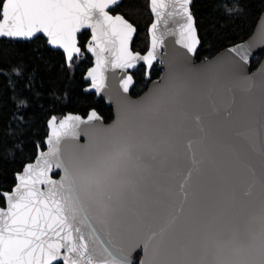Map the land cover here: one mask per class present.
I'll return each instance as SVG.
<instances>
[{"label":"snow or ice","instance_id":"1","mask_svg":"<svg viewBox=\"0 0 264 264\" xmlns=\"http://www.w3.org/2000/svg\"><path fill=\"white\" fill-rule=\"evenodd\" d=\"M119 3L0 0V38L16 45L15 58L0 59V100L11 108L5 154L27 147L42 116L50 130L40 142L47 151L0 191V264H133L129 253L141 247L140 264H264V67L246 74L251 45L229 49L239 59L227 63L192 67L174 57L164 82L138 101L127 95L133 75H124L122 93H114L121 116L110 126L93 105L84 116L52 114L103 93L108 67L142 61L147 71H139L150 78L164 44L161 21L172 20L176 43L196 53L192 0H150L146 55L132 50L134 24L110 14ZM215 8L227 19L244 10L240 0ZM88 29L90 39L81 41ZM36 53L51 68L47 75L34 64ZM53 73L67 90L48 84ZM81 131L86 145L76 143ZM189 154L192 167L177 171ZM54 168L63 171L59 180Z\"/></svg>","mask_w":264,"mask_h":264},{"label":"trees","instance_id":"2","mask_svg":"<svg viewBox=\"0 0 264 264\" xmlns=\"http://www.w3.org/2000/svg\"><path fill=\"white\" fill-rule=\"evenodd\" d=\"M218 2H222V0H193L192 2L191 10L195 17L200 38L195 53L196 60L209 57L228 45L246 39L252 33L260 13L264 10V0H240V4L244 10L238 16L227 19L222 18V14L217 12L215 4ZM112 12L122 13L135 25L137 31L132 42V48L133 50L144 52L148 47L147 28L152 19L148 7V0H122L118 6L112 9ZM88 37L89 33L84 31L78 38L86 42ZM15 48V44L8 43L1 38L0 59L15 58ZM263 54L264 50L253 56L251 59V68H255L258 65ZM89 58L91 60L90 56ZM32 59L36 67L42 73L47 75L51 72V68L45 66V61L39 58L38 53L34 54ZM90 64L91 63H89L88 66ZM83 67L82 65L81 68L83 69ZM141 68L145 70L143 66H140L132 72L135 81L131 89V94L133 96H137L144 91L149 82L159 77L162 72L160 63L156 62L151 69L150 78L147 79L141 75L139 71ZM47 82L54 89H68L69 82L57 73H53L48 78ZM74 87H77V90H79L78 83L74 85ZM2 94L3 88L0 86V95ZM89 105L96 106V110L103 117L104 121H109L112 118L111 107L106 105L102 98H95L94 93H91L86 99L81 97L79 100H74L67 105H57V110L52 112V114L58 117L67 112L85 115V112L90 110ZM47 107H51V105ZM10 112V106H6L4 100H0V155L4 156V159L0 160V191L9 190V188L15 184V173L22 169L23 164L31 161L35 157L39 147H44V143L40 142L44 141L47 135L46 120L45 117L42 116L40 122L33 125V134L24 140L27 147L15 156L12 154H5V147H11L9 141L12 140V137L6 135V133L11 131V129L8 128ZM33 142L39 143V147H36ZM138 257L139 255L136 256L133 264H137Z\"/></svg>","mask_w":264,"mask_h":264},{"label":"water","instance_id":"3","mask_svg":"<svg viewBox=\"0 0 264 264\" xmlns=\"http://www.w3.org/2000/svg\"><path fill=\"white\" fill-rule=\"evenodd\" d=\"M121 1L122 0H120V3H121ZM192 2H193V0H192ZM148 7H149V11H150L151 16H152L151 22L149 23L148 28H147L148 47L144 52H140L141 55H146L147 51L151 47V33H150L149 29L151 27V24L155 21V16L151 12V8H150V0H148ZM110 14H112V15H116V14L123 15L120 12H112V11L110 12ZM125 19H127V18L125 17ZM194 20H195V17H194ZM195 27L197 30L196 21H195ZM175 28H176V25L174 24V22L172 20H169L167 27H165L164 22L161 21L160 31L164 33V44L160 48H158L157 59L153 62V64L156 62H159L161 65V68H162V72H161L159 77L151 80L149 82L147 88L137 96H133L131 94V89L134 86V84H133V86H131L129 89V93H127L128 97L131 100L138 101L141 98H143L149 92V90L153 88L154 82L163 83L164 81L162 78L165 77V75L169 71V62L174 57H177V56H179L181 58L187 57L186 62L189 66H192V67H199L201 65H206L209 63H227L229 58L237 59V60L239 59L238 57H236L235 53H231L229 51V49L235 47L236 45L244 44V45H251V55H250L249 62L246 65V69H247L246 74L251 76L252 74L255 73V74H257V76H259L260 70L262 69V67H264V54H263L258 65L255 68H251V59L253 58V56L255 54H257L258 52L264 50V43H261V41H264V10L260 13V15H259V17L255 23V26L253 28L252 33L246 39L239 41V42H236L234 44L228 45V46L220 49L219 51H217L215 54H213L209 57L203 58L201 60H196L195 54L194 55L188 54L186 52V49H184L180 44L176 43V41L178 39H180V37L178 34V30L172 31ZM84 31L85 30H82L81 33H83ZM86 31L89 33V37L87 39V40H89L91 37V30L88 29ZM79 35L80 34H78V37H79ZM197 36H198V39L200 42L198 30H197ZM134 37H135V34L133 35V39H134ZM133 39H132V42H133ZM131 47H132V43H131ZM132 50H133V48H132ZM133 51H136V50H133ZM136 52H139V51H136ZM88 55L91 57V54H88ZM91 60L94 62V57H91ZM161 60H163L164 63H161ZM89 66H92V64H90ZM140 66H143L145 68V71H147V66L142 61L139 62L137 64L136 68H134V69L120 70V69H112L111 67H108L105 71V75L107 77L106 83H107L108 87L106 88V90L103 93H100V94H96L94 91L92 92L95 94V98H102L104 100V102L106 103V105L110 106L112 109V118L109 121H104V119H103V125L105 127L110 126V125L114 124L115 122H117L118 118H120V116H121L120 110H119L118 105H117V100H116V97L114 94L117 91L122 93V89L120 88V79L126 74H132V72L135 71ZM146 78L148 79L149 77H146ZM133 79H134V77H133ZM67 113L79 114V113H75V112H67ZM67 113H65V114H67ZM79 115L84 116L82 114H79ZM62 116H60V117H62ZM49 134H50V130L47 128V135H46L44 141H46V138ZM88 142H89L88 137H86L83 134V131H81L80 137H79L78 141H76V143H79L80 145H86ZM39 151H47V144L44 143L43 148L39 147L37 152H36L35 157L31 161L26 162V163L35 162L36 156L38 155ZM198 159H199V156H198ZM191 167H192V162H191V158H190V154H189L188 156H186L185 158H183L180 161L179 167L176 170L180 171V172H186ZM207 167H208V162H207V160H204L201 163V169L204 170V169H207ZM50 175H51L52 179L59 180L60 176L63 175V171L57 170L54 168L53 172L50 173ZM14 177H15V175H14ZM196 180H197V178L194 174L193 182L196 183ZM82 230L86 231V229H83V228H82ZM61 251L63 253L66 250L62 249ZM137 255H139L138 260H137V264H140V261L144 258V253H143L142 247L139 249H135L132 252H130L129 258L134 262ZM59 263L63 264V261L61 260Z\"/></svg>","mask_w":264,"mask_h":264},{"label":"flooded vegetation","instance_id":"4","mask_svg":"<svg viewBox=\"0 0 264 264\" xmlns=\"http://www.w3.org/2000/svg\"><path fill=\"white\" fill-rule=\"evenodd\" d=\"M112 11V10H111Z\"/></svg>","mask_w":264,"mask_h":264}]
</instances>
